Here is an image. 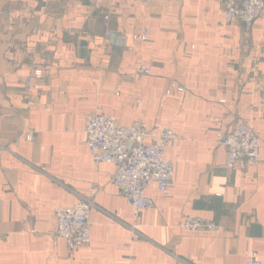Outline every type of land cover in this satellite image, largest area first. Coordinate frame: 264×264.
Returning a JSON list of instances; mask_svg holds the SVG:
<instances>
[{"label": "crops", "instance_id": "crops-1", "mask_svg": "<svg viewBox=\"0 0 264 264\" xmlns=\"http://www.w3.org/2000/svg\"><path fill=\"white\" fill-rule=\"evenodd\" d=\"M172 82L184 92L166 94ZM98 106L179 136L165 149L169 195L151 184V208L134 213L115 166L92 161L83 127ZM237 119L259 161L230 170L217 134ZM92 184L91 243L69 251L54 209ZM186 216L220 230L186 231ZM250 251L264 259V11L247 29L218 0H0V264H244Z\"/></svg>", "mask_w": 264, "mask_h": 264}, {"label": "built area", "instance_id": "built-area-1", "mask_svg": "<svg viewBox=\"0 0 264 264\" xmlns=\"http://www.w3.org/2000/svg\"><path fill=\"white\" fill-rule=\"evenodd\" d=\"M218 1L223 7L226 22L239 21L247 29L253 26L264 11V0ZM137 36L140 40L146 39L145 31ZM121 39L125 42L124 34ZM134 71L137 75L152 73L151 67L143 63H137ZM30 72L22 81L26 91L33 86V78L42 74L40 65L33 63ZM184 90L183 85L172 82L165 89V93H182ZM83 131L92 161L115 166L112 183L134 213L154 205L153 199L145 194L151 184L155 185L162 196L169 195L174 165L165 157V149L179 138L171 128L155 131L143 120L122 124L116 117L104 114L98 106L86 117ZM24 136L32 139L29 132ZM217 143L226 150V164L230 170L235 166H254L259 161V137L244 119H237L231 129H220ZM99 189V185L92 184L72 206L54 209L57 221L55 234L66 241L69 251L88 247L91 243L90 212L95 206ZM180 225L186 231L195 233L216 235L220 230L219 224L213 218L200 216H186ZM130 228L133 232L132 238H138L135 226ZM244 264H264V259L259 258L256 251H250L245 256Z\"/></svg>", "mask_w": 264, "mask_h": 264}]
</instances>
